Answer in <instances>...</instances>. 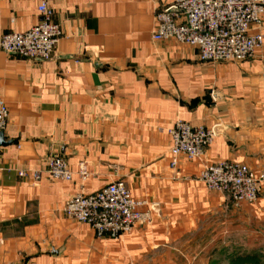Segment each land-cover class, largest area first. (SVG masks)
Segmentation results:
<instances>
[{"label": "crops", "instance_id": "1", "mask_svg": "<svg viewBox=\"0 0 264 264\" xmlns=\"http://www.w3.org/2000/svg\"><path fill=\"white\" fill-rule=\"evenodd\" d=\"M173 1L56 0L53 59L0 51L12 142L0 147V264H222L238 237L259 238L264 254V187L254 204L237 205L198 179L218 161L264 172V44L244 62L212 63L194 47L154 41V13ZM37 4L0 0V35L35 25ZM255 32L264 35V21ZM179 120L227 125L229 140L214 136L200 159L171 168L167 131ZM52 156L65 159L70 182L44 172ZM117 180L145 201L150 225L100 239L65 216L68 199Z\"/></svg>", "mask_w": 264, "mask_h": 264}, {"label": "built area", "instance_id": "2", "mask_svg": "<svg viewBox=\"0 0 264 264\" xmlns=\"http://www.w3.org/2000/svg\"><path fill=\"white\" fill-rule=\"evenodd\" d=\"M56 0H37L38 22L23 32L0 35V51L15 54L29 61H50L61 37L54 21ZM154 41L174 40L194 47L201 61L212 63H240L251 59L264 44V35L255 32L264 21V0H175L154 13ZM8 119V109L0 98V132ZM170 140V167L175 168L180 158L195 161L202 157L214 138L213 127L192 126L176 121L167 131ZM21 178L33 183L41 172L16 171ZM44 172L53 180L70 182L73 177L61 156L49 157ZM78 176L88 174L84 165ZM208 191L224 195L237 205L254 204L264 187V172L254 173L244 164L218 161L205 164L198 174ZM68 219L90 227L97 238L118 240L139 225H150L153 212L145 201L135 199L123 181H113L93 193L80 191L63 205ZM2 239L0 237V246Z\"/></svg>", "mask_w": 264, "mask_h": 264}, {"label": "rangeland", "instance_id": "3", "mask_svg": "<svg viewBox=\"0 0 264 264\" xmlns=\"http://www.w3.org/2000/svg\"><path fill=\"white\" fill-rule=\"evenodd\" d=\"M237 244L235 251H231L230 254H228L222 264H228V258L235 257L238 255L246 254V253H253L257 254L259 256V260L261 264H264V254L262 255L261 249H260V239L259 238H252L250 239H244V238H236ZM250 242V244H249ZM230 256V257H229ZM222 259V258H221Z\"/></svg>", "mask_w": 264, "mask_h": 264}, {"label": "water", "instance_id": "4", "mask_svg": "<svg viewBox=\"0 0 264 264\" xmlns=\"http://www.w3.org/2000/svg\"><path fill=\"white\" fill-rule=\"evenodd\" d=\"M220 94L219 93H214V97L219 98ZM229 129L227 125L219 124L213 127V133L214 136H222L225 139L229 140V137L226 135V131ZM12 142L11 141H5L3 132H0V147H5L10 145Z\"/></svg>", "mask_w": 264, "mask_h": 264}, {"label": "trees", "instance_id": "5", "mask_svg": "<svg viewBox=\"0 0 264 264\" xmlns=\"http://www.w3.org/2000/svg\"><path fill=\"white\" fill-rule=\"evenodd\" d=\"M230 264H261L257 254L246 253L231 257Z\"/></svg>", "mask_w": 264, "mask_h": 264}]
</instances>
